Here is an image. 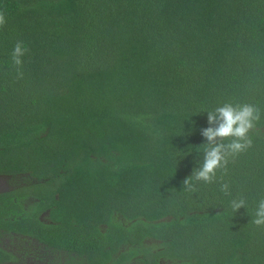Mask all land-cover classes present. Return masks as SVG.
Returning <instances> with one entry per match:
<instances>
[{"label": "trees", "instance_id": "1", "mask_svg": "<svg viewBox=\"0 0 264 264\" xmlns=\"http://www.w3.org/2000/svg\"><path fill=\"white\" fill-rule=\"evenodd\" d=\"M0 11L7 238L72 252V264H264L252 223L264 199V0H0ZM17 41L29 50L19 80ZM224 103L261 110L252 145L190 189L207 112Z\"/></svg>", "mask_w": 264, "mask_h": 264}, {"label": "clouds", "instance_id": "2", "mask_svg": "<svg viewBox=\"0 0 264 264\" xmlns=\"http://www.w3.org/2000/svg\"><path fill=\"white\" fill-rule=\"evenodd\" d=\"M7 23L6 15L0 11V29ZM23 41H17L11 53V61L16 70V78L23 79V57L28 53ZM261 110L252 104L224 103L214 110L207 112L208 127L201 130L206 141L203 163L193 169L190 177L184 180L188 188H192V181L212 184L217 182V172L223 171L227 175V165L230 157L246 151L252 145L250 133L260 120ZM227 141V143H225ZM222 180V178H221ZM220 191L230 195V185L220 183ZM243 198L233 199L230 207L239 211L245 207ZM252 223L257 227H264V199L258 202Z\"/></svg>", "mask_w": 264, "mask_h": 264}, {"label": "flooded vegetation", "instance_id": "3", "mask_svg": "<svg viewBox=\"0 0 264 264\" xmlns=\"http://www.w3.org/2000/svg\"><path fill=\"white\" fill-rule=\"evenodd\" d=\"M0 179H3L8 187L5 190H1L0 193L11 190L9 177L0 175ZM30 181H33V178L28 173L21 175L20 187L29 184ZM41 216L45 217L46 213ZM44 217H40V219L43 220ZM0 233H2V230H0ZM7 237L6 234H1L0 249L8 252L12 257L5 261H0V264H67V261L74 263L72 257L69 256L73 255L72 252L67 253V251L63 250L52 251L50 247L29 235H15V238ZM7 244L11 247H8ZM161 264L165 263L162 262Z\"/></svg>", "mask_w": 264, "mask_h": 264}, {"label": "rangeland", "instance_id": "4", "mask_svg": "<svg viewBox=\"0 0 264 264\" xmlns=\"http://www.w3.org/2000/svg\"><path fill=\"white\" fill-rule=\"evenodd\" d=\"M8 187H7V184H6V182H4V180L3 179H0V191L1 190H5V189H7ZM42 218L44 217V216H41ZM7 246L8 247H11V246H9L8 244H7Z\"/></svg>", "mask_w": 264, "mask_h": 264}]
</instances>
